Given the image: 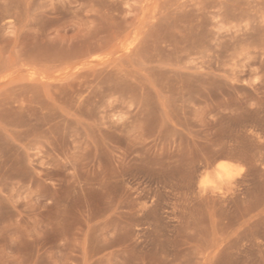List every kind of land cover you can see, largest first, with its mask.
Listing matches in <instances>:
<instances>
[{
  "label": "rangeland",
  "instance_id": "rangeland-1",
  "mask_svg": "<svg viewBox=\"0 0 264 264\" xmlns=\"http://www.w3.org/2000/svg\"><path fill=\"white\" fill-rule=\"evenodd\" d=\"M0 264H264V0H0Z\"/></svg>",
  "mask_w": 264,
  "mask_h": 264
},
{
  "label": "bare ground",
  "instance_id": "bare-ground-1",
  "mask_svg": "<svg viewBox=\"0 0 264 264\" xmlns=\"http://www.w3.org/2000/svg\"><path fill=\"white\" fill-rule=\"evenodd\" d=\"M230 168L228 167V166H226V165H221L220 166V170L221 171H224V172H226V171H228ZM228 173V172H227ZM222 174H223V172H222Z\"/></svg>",
  "mask_w": 264,
  "mask_h": 264
}]
</instances>
